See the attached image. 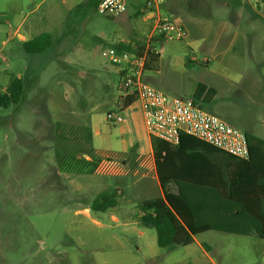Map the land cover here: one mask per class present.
<instances>
[{
	"label": "rangeland",
	"instance_id": "rangeland-1",
	"mask_svg": "<svg viewBox=\"0 0 264 264\" xmlns=\"http://www.w3.org/2000/svg\"><path fill=\"white\" fill-rule=\"evenodd\" d=\"M148 1L127 0L124 13L108 17L89 0H0V90L19 74L28 84L22 103L0 108V264H208L199 244L217 264H264V239L254 232L210 230L189 245L160 247L140 217L142 202L160 197L156 181L91 175L95 163L77 155L97 162L93 148L130 136V118L112 100L123 90L108 50L148 42ZM152 1L155 12L181 19L186 35L152 42L161 55L145 80L158 87L148 76L162 77L168 85L160 90L173 97H192L198 83L214 87L215 106L204 109L244 131L248 112L227 78L264 73V0ZM21 22L27 39L49 32L55 42L67 30L62 50L32 59L19 37H9ZM109 111L125 121L110 122ZM103 191L116 193L118 205L84 214Z\"/></svg>",
	"mask_w": 264,
	"mask_h": 264
},
{
	"label": "crops",
	"instance_id": "crops-1",
	"mask_svg": "<svg viewBox=\"0 0 264 264\" xmlns=\"http://www.w3.org/2000/svg\"><path fill=\"white\" fill-rule=\"evenodd\" d=\"M93 1L94 0H89V2ZM158 13L160 12L150 10L148 12V17L154 18L155 22ZM22 22L15 31L10 28L9 37L11 39H14L15 36H17L22 42L30 40L20 33V28L23 24ZM189 23L192 24V22ZM30 30V33H34L37 30V27L33 26ZM189 30H194L196 32L211 31L195 30L194 25L193 27L190 25ZM66 31L67 30H64L58 41L54 42L52 50L55 51V47L57 46L58 48L56 50H59L61 47V41L64 34H66ZM219 33L222 35L223 31L220 30ZM34 37H31V39ZM219 41L220 37L216 39V42L213 45L216 46ZM60 50L62 49L60 48ZM28 55H30L32 59L37 58L36 54ZM56 57L57 56L53 54V58ZM204 61L208 63L210 59L208 60L206 58ZM157 73L160 74L161 71L158 70ZM30 75L33 76L34 74ZM16 77H23V75L19 74ZM148 77L153 80L154 84L158 86L157 88L159 89L161 88V85H168L165 80L163 81L162 77ZM227 79L236 85V103L239 105L240 109L244 112H248V114L245 113L243 116L247 125L244 131L247 134L256 135L264 140V73H251L250 75H247V72H240L238 75H229ZM200 84L204 83H198L195 91H193L194 93L192 97L190 98L194 99V94ZM105 86L107 88L109 87L107 85ZM121 98L122 96L119 95V93L113 97L112 100L115 106L117 105L119 107L121 104ZM214 99L215 97L209 104H204L200 101H197V103L203 108L207 106L214 108ZM120 110H126V113L130 118V122L128 123V132H130V136H123L115 143L110 144L107 148H102L101 146L93 148L94 153L102 157L101 159H98L97 162L95 159L92 160V157L87 153L80 152L77 155H84L87 161L95 163L97 170L93 171L91 175L99 174L119 179L132 178L136 180L135 182L142 179L156 181L161 197L163 192L158 176L155 154L151 144V135L149 134L145 124L142 103L140 100L136 99L131 105L125 108L121 107ZM133 118L138 119L141 126L139 127L140 130L138 134L134 131L135 124L132 123ZM193 142V140H183L181 147L180 145H173L163 151V176L171 177L173 180H177V184L174 181L169 184L171 192L175 194L191 196L192 201H218L219 195L229 189V186L235 182L237 178L236 175L243 171L244 166L242 163L227 157L225 152L210 144L204 142V145H199L193 144ZM261 153L262 154L254 156L253 165L261 168V170H264V147L262 148ZM122 158H128V160L123 162L118 161ZM59 170L60 174L64 177H70L69 172L62 171L60 168ZM122 184L123 183H121V185ZM121 188V186L117 187V190L120 191L122 190ZM83 212L84 214L91 216V209L89 206L85 207ZM142 215L143 214L141 213L140 217H142ZM112 217L115 220L119 219L114 214ZM141 234H143V232H141ZM199 246L201 249L200 252L207 259L208 264H217L210 256L208 249H206L203 244H199Z\"/></svg>",
	"mask_w": 264,
	"mask_h": 264
},
{
	"label": "trees",
	"instance_id": "trees-1",
	"mask_svg": "<svg viewBox=\"0 0 264 264\" xmlns=\"http://www.w3.org/2000/svg\"><path fill=\"white\" fill-rule=\"evenodd\" d=\"M93 3L97 6L98 0H94ZM53 46V36L49 32L41 33L22 43L23 50L28 54H41L52 50ZM151 47L154 48L153 43ZM118 48L142 54L145 50V42L137 45L136 48L130 43H121ZM159 56L153 50L148 51L146 70L156 67ZM27 88L28 84L23 77H14L4 90H0V108H9L22 103ZM216 94L215 88L200 84L194 99L209 104ZM120 100L119 107L125 108L131 105L136 97L125 96ZM247 139L250 148V156L247 160L225 152L227 157L243 164V171L236 175L237 178L229 189L219 195L218 201L204 202L192 201L191 196L171 192L169 184L173 181L177 184V180L163 176L162 154L173 145L151 136L163 195L142 202L141 221L156 230L160 247L189 245L195 241L197 235L210 230L239 235H249L254 232L264 239V170L253 165L254 156L262 154L264 140L253 134H247ZM183 140H193V144H205L189 134L181 133L178 144L180 147ZM117 205V194L103 191L92 200L89 207L92 211H106Z\"/></svg>",
	"mask_w": 264,
	"mask_h": 264
},
{
	"label": "built area",
	"instance_id": "built-area-1",
	"mask_svg": "<svg viewBox=\"0 0 264 264\" xmlns=\"http://www.w3.org/2000/svg\"><path fill=\"white\" fill-rule=\"evenodd\" d=\"M126 4L127 0H98L96 7L100 14L113 17L124 13ZM154 4L149 0L146 10H152ZM185 35L181 19L158 13L142 54L118 46L110 47L109 61L119 67L121 96H135L141 101L146 128L151 136L178 145L181 133H186L234 157L247 160L250 148L245 131L205 110L195 99L169 96L144 79L148 51L153 50L160 55L155 46L151 47L153 40H181ZM107 119L114 124L124 121V117L115 111H109Z\"/></svg>",
	"mask_w": 264,
	"mask_h": 264
}]
</instances>
